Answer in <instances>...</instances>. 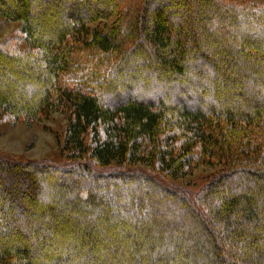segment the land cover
<instances>
[{"label":"trees","instance_id":"obj_1","mask_svg":"<svg viewBox=\"0 0 264 264\" xmlns=\"http://www.w3.org/2000/svg\"><path fill=\"white\" fill-rule=\"evenodd\" d=\"M18 1L16 14L0 0V14L22 24L27 48L0 43V56L27 58V69L0 82L40 65L42 87L27 85L20 102L0 92V110L31 122L69 113L71 162L0 155V263L264 264V6L93 0L89 12L70 0ZM63 3L68 16L42 22ZM201 7H212L205 25ZM111 17L110 28L91 27ZM131 73L128 86L152 101L118 92L130 91ZM202 165L221 170L197 190L171 186ZM23 231L34 245L12 246Z\"/></svg>","mask_w":264,"mask_h":264},{"label":"rangeland","instance_id":"obj_2","mask_svg":"<svg viewBox=\"0 0 264 264\" xmlns=\"http://www.w3.org/2000/svg\"><path fill=\"white\" fill-rule=\"evenodd\" d=\"M28 1L35 2V0ZM65 1L69 2L68 0ZM3 2L8 7H10V9H12L14 13L19 14V12H22L23 6L18 0H3ZM236 2L252 3L258 6H264V0H236ZM69 3L76 4V7H78L79 9L86 8L89 12H91L94 8L91 5V3H93V0H70ZM210 3L212 4V2ZM211 4L210 6H212ZM180 8L183 9L187 7L183 3L182 7H168L167 11H175L179 10ZM210 8L212 7H201L199 9V13H197L198 15H195V18L198 17L199 23L201 25H205L206 22H208ZM43 14L44 18L42 19V22L44 23L54 21L56 19H61L64 16H68L66 3L59 4L56 7H51L48 11H46V13ZM114 22L115 17H111L108 20L96 22L91 25V27L98 26L100 29H103L104 27L110 28L114 24ZM38 38H42L41 35H38ZM52 40L53 39L46 38L43 39L42 42H52ZM0 43L10 49H17L19 51L25 50L27 48V45L24 40V34L22 33V24L18 21H6L5 18L0 14ZM219 44V40L215 38L213 45L218 46ZM26 60L27 58H20L17 62L12 63L10 61L8 62L6 57L0 56V76H5L7 70L15 74V70L13 68L16 67H19L23 69V71H25L24 69H27ZM40 68V65H35V67L33 66V74L29 79H26L25 76L17 75L18 80L10 81L6 79L3 83L0 82V85L2 86L0 88V92H4V94H7V97L11 98L13 102H20L30 97L25 90L27 89V85L32 84L31 86L35 91V95L38 94L42 87V81L40 80V78L34 77L35 74H37L38 77V71H40ZM135 76V73H131V75L127 76L123 75L122 77L124 79V85L125 87L129 88L130 91H126L127 89H118V92L121 95L127 94V97L131 99H144L145 102L152 101L154 97L150 93L139 91V88L132 90L131 87L128 86L129 80L135 79ZM262 97L264 99V94ZM235 100L231 101L232 106H229V108H236L237 110H241L240 107H236ZM253 105L254 103L252 101H244L241 106L250 108L253 107ZM68 119L69 113L67 112H52L47 119L41 121L31 122L25 119L15 120L12 116H9L8 114H5L2 110H0V155L8 156L25 163L33 161L37 163H44L47 165H66L67 163L71 162L69 161V159H67V153L62 151L64 146V135L68 125ZM142 170L147 172V169L145 168H142ZM219 170H221V168L218 166L202 165L193 170L188 176L185 177L184 180L172 182L171 186L177 187L179 185L181 187L190 189L189 185H196V187L193 189L197 190L204 186L205 183L208 182L210 178H212L216 173H218ZM63 185L65 189H71L75 192H77V188H79L80 186L79 184L66 185L65 183H63ZM94 190L98 194L100 188L93 187L92 191L94 192ZM42 193V196H48V194L43 189ZM32 213H34V211L26 212V214ZM32 217L38 218L39 216L32 215ZM60 226L61 224L58 222V224H56V228ZM23 232H25L23 234L26 235L24 237L15 234L10 235V239H13V241L11 242L12 246L29 247L30 245H34L32 243L33 235L27 233L26 231ZM51 259L52 258L50 256L45 255L44 260H46L48 263H50Z\"/></svg>","mask_w":264,"mask_h":264}]
</instances>
